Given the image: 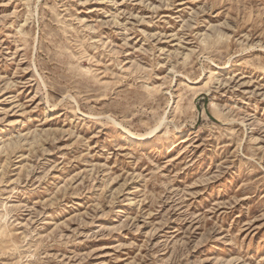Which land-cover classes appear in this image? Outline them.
<instances>
[{"label": "rangeland", "instance_id": "374dc122", "mask_svg": "<svg viewBox=\"0 0 264 264\" xmlns=\"http://www.w3.org/2000/svg\"><path fill=\"white\" fill-rule=\"evenodd\" d=\"M0 264H264V0H0Z\"/></svg>", "mask_w": 264, "mask_h": 264}, {"label": "bare ground", "instance_id": "6f19581e", "mask_svg": "<svg viewBox=\"0 0 264 264\" xmlns=\"http://www.w3.org/2000/svg\"><path fill=\"white\" fill-rule=\"evenodd\" d=\"M162 124V123H161ZM160 124V125H161ZM155 130H152L150 132H147V133H134L130 130H128L129 134H130V137L133 138V139H137V140H146L149 136H151L153 133H154Z\"/></svg>", "mask_w": 264, "mask_h": 264}]
</instances>
